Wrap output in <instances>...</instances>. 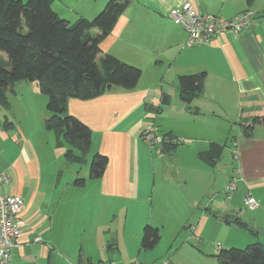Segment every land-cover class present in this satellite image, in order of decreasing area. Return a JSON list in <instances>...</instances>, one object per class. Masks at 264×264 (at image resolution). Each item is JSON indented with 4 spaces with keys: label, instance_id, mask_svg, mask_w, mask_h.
<instances>
[{
    "label": "crops",
    "instance_id": "crops-1",
    "mask_svg": "<svg viewBox=\"0 0 264 264\" xmlns=\"http://www.w3.org/2000/svg\"><path fill=\"white\" fill-rule=\"evenodd\" d=\"M106 1L53 0L51 6L63 18L75 21L92 18ZM185 1L204 13L225 18L250 10L251 24L239 33L221 32L208 43L187 47L185 30L169 16L171 9ZM61 9L66 12L61 14ZM99 46L102 53L141 70L133 89L115 86L91 99L67 101L68 113L91 129L90 150L107 156L100 178L90 179L87 173L83 186L73 184L70 172L75 163L64 159L65 146L57 145L53 133L44 127L46 98L38 97L41 93L35 82H16L9 94V106L0 107V172L9 176L2 193L19 195L24 201L19 213L23 226L11 264L102 260L156 264L165 258H159L163 254L156 251L140 249L143 227L111 232L110 225L102 220L110 213L128 212L132 202L142 198L136 183L145 185V180L154 179L145 174L148 165L135 154L139 144H144L141 131L148 128L162 136L170 133L172 142L186 139V150L191 149L188 160L182 154L173 156L157 149L159 157L175 159L169 165H149L151 173L160 179H154L152 192L165 194L173 200L172 207L182 209L180 215L175 214L177 222L189 209L198 212L196 224L192 220L182 222L190 226L193 235L199 231V224L205 227L212 213L224 214V221H230L227 223L238 217L252 228L264 226V126L256 125L252 135L245 136L239 123L264 113V0H254L250 5L245 0H130ZM200 71L205 72L202 88L189 107L181 99L177 78ZM5 118L11 127L3 126ZM228 141L236 160L232 176L237 183L224 202L222 192L228 180L222 183L213 171ZM211 143L223 145L213 166L198 158ZM248 191L258 203L254 209L243 206ZM63 211L98 221L90 225L88 234L82 228L85 240L77 243L78 249L74 248L76 241L71 243L69 224L63 225L71 214L61 220ZM111 243L114 248L109 247Z\"/></svg>",
    "mask_w": 264,
    "mask_h": 264
},
{
    "label": "trees",
    "instance_id": "trees-1",
    "mask_svg": "<svg viewBox=\"0 0 264 264\" xmlns=\"http://www.w3.org/2000/svg\"><path fill=\"white\" fill-rule=\"evenodd\" d=\"M52 1L0 0V107L9 106V94L14 92L16 82H35L48 97L45 129L53 133L57 145L65 146L63 157L67 162L85 164L91 146V129L68 113L67 101L91 99L115 86L128 90L135 87L141 70L112 54L102 53L99 46L130 0H107L92 18L79 17L74 22L61 18L53 10ZM245 1L250 5L254 0ZM204 77V71L178 76L181 99L189 107L201 91ZM239 123L243 134L251 136L256 125L264 126V113ZM3 126L11 127L12 123L5 118ZM163 137L165 140L158 149L169 153L176 145L172 144L170 133ZM222 149V144L211 143L207 150L198 153V158L213 166ZM107 161L106 155L93 153L88 177L100 178ZM84 182L83 177L73 180L76 186H83ZM225 221L230 222L227 218ZM231 222L249 227L238 217ZM159 239V229L145 224L140 249L153 248ZM114 245L111 243L109 247ZM217 258L219 264H264V245L255 241L242 249H220Z\"/></svg>",
    "mask_w": 264,
    "mask_h": 264
},
{
    "label": "rangeland",
    "instance_id": "rangeland-1",
    "mask_svg": "<svg viewBox=\"0 0 264 264\" xmlns=\"http://www.w3.org/2000/svg\"><path fill=\"white\" fill-rule=\"evenodd\" d=\"M64 9H61V14H64L62 12H66V10ZM59 16L63 18L61 15ZM1 54L4 58H6V55L4 53ZM39 92L41 94H38L40 95L38 97L46 98V108L48 97L40 90ZM185 141L186 139L183 138L175 139L172 144H174V146H178H173L174 148L170 151V153L173 156H181L182 154V157L188 160L191 155V149L186 150V147H188V145L185 143ZM145 143L146 142H144V144H139V148H137L135 153L136 159L141 163L144 162L143 165H148L145 174L149 173L150 176L155 179V181H159L160 179L154 176L150 171L149 165H151V162H165V165H169V162L175 158L168 155L159 157L160 153L157 151V148H155V145L150 146L149 144ZM92 152V150H89V153L87 155V162L85 164H71L72 168L70 172V178L75 179L76 177H84L88 173L90 157L94 153ZM192 156L193 159L196 160L194 153L192 154ZM235 168L236 160L234 158V151L230 141H228L227 145L224 147L222 156L213 172L216 178H219L223 183L224 181L230 179L229 176H232L234 174ZM64 175H67L66 171ZM154 179L150 180L149 182L145 180V185L143 183H136V188L140 192L139 194L142 196V198H140L137 202H132V207H129L128 212L126 210H123L120 214L110 213L109 216H104L102 218V220L106 221L107 224L110 225L111 232H115V229L122 230V227H125L124 229L126 230H129L130 228H138L140 226L143 227L147 223L149 225L151 224L153 226H157L159 228L160 235H162V238L155 247L149 250L163 254L159 258L172 257L176 258L180 262H184L187 264H219L217 254L220 249H227L232 247L242 249L247 244L255 241L261 242L264 245V233H262V228H264V226H261L260 229H256V227L252 228L247 223L246 225L249 226L248 228L233 223H227L224 221V214L215 215L214 213H212L211 217L208 218L205 227L202 228V225L199 224V231H197L196 229V232L194 231L193 235L191 233L190 226H188L185 221L192 220L191 222L193 224H196L198 212L192 213L191 210L185 209L182 219L177 222V216L175 214L179 213L180 215L182 209L178 210V208L172 207L170 200H173L169 197H166L165 194L157 195L156 193L152 192ZM222 194V196L225 197V193L222 192ZM248 211L249 210H246L245 214H248ZM70 214L71 213L63 211L61 220H65V218H67ZM148 218H151V222L148 220ZM183 219L185 221L182 222ZM97 222L98 221H94L92 217H87L85 214H79L78 218L76 217V214H71L68 217L66 223H64L63 225L66 226L69 224L68 227L72 235L71 243L76 241L74 248L78 249L77 243L79 244L80 241L85 240V235L83 238L81 237L82 228H86V233L88 234L90 231V225L94 226L97 224ZM100 223L103 224V221H100ZM162 228L165 229V231L161 232ZM255 229L258 231H256Z\"/></svg>",
    "mask_w": 264,
    "mask_h": 264
},
{
    "label": "built area",
    "instance_id": "built-area-1",
    "mask_svg": "<svg viewBox=\"0 0 264 264\" xmlns=\"http://www.w3.org/2000/svg\"><path fill=\"white\" fill-rule=\"evenodd\" d=\"M252 13L245 10L231 18L220 15L204 13L194 6L190 1L183 2L180 6L171 9L169 16L172 21L182 27L186 32L184 45L191 47L205 44L221 32L230 31L239 33L251 24ZM142 140L154 146L165 140L160 134H155L153 128L141 131ZM9 182L6 172H0V264H11L12 251L17 247L21 234L23 221L19 213L23 208L24 201L19 195L2 193L3 185ZM237 178L232 176L224 187V202L230 198L231 193L236 189ZM258 205L248 191L243 198V206L254 209ZM37 238L36 240H38ZM91 264H118L116 261H97ZM131 264H140L134 261ZM157 264H178L171 259L163 258Z\"/></svg>",
    "mask_w": 264,
    "mask_h": 264
},
{
    "label": "water",
    "instance_id": "water-1",
    "mask_svg": "<svg viewBox=\"0 0 264 264\" xmlns=\"http://www.w3.org/2000/svg\"><path fill=\"white\" fill-rule=\"evenodd\" d=\"M159 146H160L159 144H155V148H157V149H158V148H159Z\"/></svg>",
    "mask_w": 264,
    "mask_h": 264
}]
</instances>
